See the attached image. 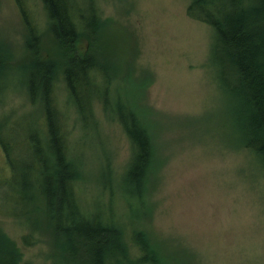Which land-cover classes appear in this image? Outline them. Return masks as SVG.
Here are the masks:
<instances>
[{
  "label": "rangeland",
  "instance_id": "374dc122",
  "mask_svg": "<svg viewBox=\"0 0 264 264\" xmlns=\"http://www.w3.org/2000/svg\"><path fill=\"white\" fill-rule=\"evenodd\" d=\"M189 2L94 0L104 50L117 66L126 63L120 60L127 52L133 57L132 70L118 66V77L132 84L116 82L123 100L150 123L160 167L144 198L125 196L118 179L131 150L122 128L100 103L94 128H83L58 89L56 101L79 162L78 197L122 232L131 257L138 253L132 231L144 229L164 264L168 258L176 264H264V169L229 136L227 100L211 62L214 33L186 15ZM25 3L43 30L41 2ZM24 33L15 2L0 0V44L11 66L0 78V119L34 110L22 83ZM43 44L49 47L48 38ZM3 166L0 152V173ZM0 230L19 249L22 264L56 258L46 229L33 231L0 215ZM23 236L32 244L23 245Z\"/></svg>",
  "mask_w": 264,
  "mask_h": 264
},
{
  "label": "trees",
  "instance_id": "16d2710c",
  "mask_svg": "<svg viewBox=\"0 0 264 264\" xmlns=\"http://www.w3.org/2000/svg\"><path fill=\"white\" fill-rule=\"evenodd\" d=\"M13 1L25 32L22 83L34 110L0 119V215L20 219L33 231L46 229L56 252L51 264H164L153 252L157 244L150 233L132 231L138 253L131 257L122 232L80 202L79 162L56 101L60 89L86 129L94 128L96 103L116 120L131 150L119 189L144 198L160 162L150 123L120 91L132 83L118 77V70H132L133 57L127 52L119 68L104 50L94 0H39L43 30L25 0ZM186 15L212 28L211 62L227 100L229 136L264 169V0H190ZM10 67L0 44L1 79ZM21 243L32 244L28 236ZM0 264H22L19 249L1 230ZM165 264L176 263L168 258Z\"/></svg>",
  "mask_w": 264,
  "mask_h": 264
}]
</instances>
